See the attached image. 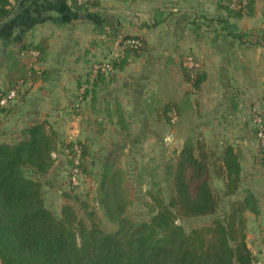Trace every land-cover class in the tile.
I'll use <instances>...</instances> for the list:
<instances>
[{"label": "crops", "instance_id": "0c3cea01", "mask_svg": "<svg viewBox=\"0 0 264 264\" xmlns=\"http://www.w3.org/2000/svg\"><path fill=\"white\" fill-rule=\"evenodd\" d=\"M97 1L91 13L80 18L74 0H10L11 16L0 23V75L15 61L23 68L25 63L18 57L25 43L42 45L46 57L32 65L38 71L34 87L5 116L9 129L17 132L35 121H48L52 115V124L61 125L71 139L75 137L72 140H82L83 114L70 113L71 99L78 97L91 59L101 57L110 40L107 37L113 34L141 39L147 55L128 60L129 64L114 72L112 80L100 79L98 92L103 95L99 97L107 99L109 107H113L112 99H125L124 105L134 107L139 115L147 139L151 137L156 143L166 140L170 133L181 135L178 127L163 137L159 130L167 124L160 117V107L154 112L148 109L161 83L162 91L172 87L177 100L186 102L191 113V135L196 134L194 130L212 132L218 123L227 125L233 109L242 118V100L264 110V0H251L246 14L229 10L225 0ZM218 17L227 19L228 29L222 27L217 32V23L210 28L207 20ZM205 24L209 26L202 30ZM189 53L206 74L198 90L181 71L180 58ZM2 83L0 76V89L9 87ZM105 112L94 110V116L102 122L107 115V124H115L112 110ZM220 113H224L226 122L218 119ZM178 121L176 115L172 122ZM182 137L185 139L186 134ZM241 143V175L253 180L257 167L252 154L245 152L247 141ZM255 180L263 193L257 196L256 209L246 212L247 243L256 264H264V178Z\"/></svg>", "mask_w": 264, "mask_h": 264}, {"label": "trees", "instance_id": "16d2710c", "mask_svg": "<svg viewBox=\"0 0 264 264\" xmlns=\"http://www.w3.org/2000/svg\"><path fill=\"white\" fill-rule=\"evenodd\" d=\"M251 3L250 0L248 10ZM97 5V0L88 3L74 0L80 18H86ZM10 6V0H0V23L9 20ZM207 22L211 26L220 23L228 29L225 18ZM124 38L139 41L141 45L126 49L125 57L112 63L114 68H123L127 64L126 55L130 50L145 49L141 39ZM25 50L37 51L38 61L46 57V48L42 45L25 43L20 55ZM104 76V73L99 74L95 82ZM32 79L35 81L36 76ZM185 79L198 90L206 74L189 71L185 73ZM10 113V107L0 108V115ZM58 136V131L48 121H35L26 125L15 141H0V264L257 263L247 243L244 216L247 209H256L254 196L250 193L244 201L231 202L229 212L217 214L219 198L212 189V167L216 176L225 181V196L236 195L242 184L241 156L234 148H226L219 157L221 165L215 166L204 149L196 155L193 141H188L180 160L171 167L174 189L170 201L166 203L153 196L158 201L157 212L149 221L140 223L125 217L126 209L121 206L117 229L109 232L97 224L88 227L79 220L71 205H64L60 214L47 207L44 186L55 185L48 176L55 165L53 154L58 148ZM69 148L70 156H73L71 166H75L79 156L78 167L84 172L85 148L80 143H71ZM77 148L81 151L79 155ZM117 177V171L106 172L103 184L109 181L116 188ZM42 178L46 181L42 182ZM206 216H214L210 224L189 231L177 223L179 217L197 219Z\"/></svg>", "mask_w": 264, "mask_h": 264}, {"label": "rangeland", "instance_id": "374dc122", "mask_svg": "<svg viewBox=\"0 0 264 264\" xmlns=\"http://www.w3.org/2000/svg\"><path fill=\"white\" fill-rule=\"evenodd\" d=\"M230 1H224L229 10H231L228 6ZM248 11L247 7V10L243 14L248 13ZM204 26L207 28L209 25H202V30ZM222 27L225 26L220 23L214 26L217 32ZM210 28L213 27L211 26ZM107 38L110 40L106 41V47L100 55L101 57L91 59L89 72L86 73L87 75L83 80L78 97L75 96V98L71 99L70 113L77 114L81 111L83 114L85 134H83L82 140H72L75 137L71 136V139L68 133L63 132L64 129L62 130L61 125L51 123L53 116H48V122L58 131L59 144L56 152L53 154L55 160L54 168L48 176V179L53 181L55 185L54 187L44 186L47 207L60 214L64 205H71L75 209L79 220L84 222L88 227L97 224L109 232L117 229L116 221L122 215L120 212L121 206L126 209L123 215L132 222L149 221L157 212L158 201H155L153 196H158L159 199H163L166 203L170 201L174 189L171 167L178 163L184 146L190 140L195 145L196 155H199L204 149L213 165H221L219 157L228 147L234 148L242 156L243 148L241 145L243 143H241V140L244 139L247 141L245 143V152L253 156L254 164L257 167V171L253 172L256 173L255 178L252 180L249 177H242L240 190L234 196L224 195L225 181L216 176L215 168L212 167V189L219 198L218 215L229 212L231 210V207L228 205L229 203L244 201L250 193L257 199V196L261 195L262 188H260L261 185L258 180L255 179L258 177L264 178V152L262 151V145L258 136L260 129L264 130V110L258 106L252 107L251 105H247L242 100V105L240 106L242 118H239V114V116H236V112L233 109L228 114L227 125L223 123L222 126V124L218 123L212 132L205 133L201 130H194L196 134L194 135L193 133L191 135L190 128H188V126H191V113L188 106H186V102L177 100L172 87L162 91V83L159 82L161 85L151 96L148 109L154 112L160 107L158 109L161 112L160 117L164 124H167L162 130L158 129L163 137L171 129L173 130L178 127V132L180 131L181 135L171 136L172 134L169 132L170 134L166 135V140L155 143L151 137L147 139L143 136V128L139 123V115L136 114L133 106V109H130L129 105H124L125 99H121L120 97L119 99H112L111 104L113 107H109L107 99L99 97L103 95L98 92V88L101 85H98V82L91 81L90 70L95 63L111 62L114 64L115 60L125 57L126 49L132 47L126 44L127 39L123 35L119 37V35L113 34ZM146 52L145 49L139 52L130 50L126 55L127 64H129L128 60L130 59L135 60L145 57L147 55ZM18 58L20 63H25L22 64L24 65L23 68L15 61L13 66L5 69L0 76L3 78L2 84L9 85V87L21 80V76H25L22 79H29V83L25 88L24 94H26L34 87L35 83L32 77L35 75L37 78V73L35 74L37 70L32 65L37 63L38 59L33 56H22V54H19ZM199 65L200 63L191 53L185 54L184 57L180 58L181 71H183L184 77L185 73L189 71L197 75L203 73ZM118 69L114 68L115 71ZM114 74H105L104 79L110 81ZM6 89L8 88L5 87V89L0 90ZM19 101H23L22 96L18 101L11 104L10 108ZM99 109H102V112L103 109H106L105 113L111 109L115 124H107L106 118H110L107 115H105L106 117H102V122H99L98 118L100 117L94 116V110ZM163 110L166 111L167 115L164 114ZM95 113L97 114V111ZM176 115L179 117V121L178 123H173L172 121L175 120ZM3 116H0V141L13 142L17 139L16 137H18L21 130L15 132L13 129H9L7 122H4L7 116H4L5 118ZM98 116L101 115L98 113ZM218 116V119L226 122L225 120L227 119L224 118V113H220ZM257 119L262 120V122L257 123ZM185 134L186 138L184 139L182 135ZM71 143H80L85 148L84 172H81L79 175L77 187H73L69 183V172L72 168L71 161L73 159V156H70L69 145ZM115 171L118 172V186L116 188L113 187L109 181L103 184L105 179L104 174ZM41 181L45 182L46 180L42 178ZM66 193L70 196L67 197ZM246 212L247 210L244 212V216L248 229ZM213 219L214 216L197 219H182L179 217L177 223L189 231L192 228L210 224Z\"/></svg>", "mask_w": 264, "mask_h": 264}, {"label": "built area", "instance_id": "2783aa9c", "mask_svg": "<svg viewBox=\"0 0 264 264\" xmlns=\"http://www.w3.org/2000/svg\"><path fill=\"white\" fill-rule=\"evenodd\" d=\"M250 0H231L228 3V6L230 9L234 11H241L244 12L247 10L248 4ZM80 3H88L93 2V0H79ZM127 42V43H126ZM126 44L131 45L132 47L137 48L141 45L139 41L136 40H126ZM39 53L37 51H31V50H25L22 52V56H33L35 58H38ZM114 67L111 62H105V63H95L91 70H90V78L91 81H95L98 78V75L101 73L108 74V73H114ZM29 79H21L17 81V83L11 87L10 89L2 90L0 92V108H8L11 104L15 103L19 100V98L25 93V88L27 84L29 83ZM261 123L262 120L257 119V123ZM259 140L262 145V151L264 152V130L261 128L260 132L258 134ZM78 155L81 153V151L77 148ZM79 156H77L75 160V166L70 169L69 174H71L70 178V184H72L73 187L78 186V180L79 175L81 174V171L79 169Z\"/></svg>", "mask_w": 264, "mask_h": 264}]
</instances>
